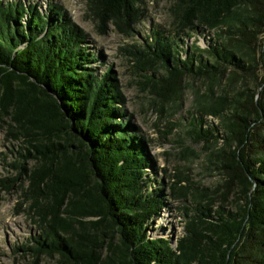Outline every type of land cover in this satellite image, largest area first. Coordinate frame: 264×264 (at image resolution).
<instances>
[{
  "label": "trees",
  "instance_id": "obj_1",
  "mask_svg": "<svg viewBox=\"0 0 264 264\" xmlns=\"http://www.w3.org/2000/svg\"><path fill=\"white\" fill-rule=\"evenodd\" d=\"M144 3L87 0L86 6L101 33L110 23L132 37L145 18ZM170 13L171 29L151 26L124 52L157 98V110L158 100L178 104L187 80L204 83L203 94L191 88L190 133L212 144L207 162L224 177L214 189L198 188L161 170L187 219L175 247L147 235L163 206L164 184L158 191L148 186L149 171L156 172L150 141L127 118L111 70L98 73L87 35L59 5L43 11L0 0V120L8 119V133L22 144L9 164L16 175L1 179L0 188L26 185L38 233L21 250L34 259L264 264V0H173ZM29 160L34 166L27 169ZM221 186L236 188L234 212L215 205Z\"/></svg>",
  "mask_w": 264,
  "mask_h": 264
},
{
  "label": "rangeland",
  "instance_id": "obj_2",
  "mask_svg": "<svg viewBox=\"0 0 264 264\" xmlns=\"http://www.w3.org/2000/svg\"><path fill=\"white\" fill-rule=\"evenodd\" d=\"M20 1L40 5L43 11L49 3L63 7L73 23L87 35L90 51L99 59L95 64L98 73L102 74L107 69L113 73L125 100L127 118L129 117L130 122L150 141L148 150L154 160L156 172L149 171L151 181L148 186L151 190L158 191L161 189L159 182L162 180L164 184L163 206L158 215L148 223L147 235L165 238L175 247L177 238L183 234L187 219L182 212V202L170 196L167 180L163 178L164 172L161 170L165 169L166 174H177L182 186L194 184L198 188L214 189L219 184L222 185L224 177L207 162L206 155L210 150L208 145L211 143L199 141L190 133L189 124L195 116L191 88L203 94L204 83L199 80H187L179 103L172 99L158 100L157 110L153 102L154 99L157 101V98L149 94L146 85L138 76L139 71L135 68V62L124 52L125 48L140 44L149 27L172 28L170 8L173 0H145L142 5L145 18L141 25L137 26V33L132 37L118 33L110 23L106 24L104 33H101L97 29L95 18L87 10V0ZM194 41L195 38L191 37L185 42L190 45ZM197 43L204 47L206 40L200 38ZM147 64L155 66L153 62ZM156 69L155 71L163 73L159 66ZM249 88L254 92L256 83L250 84ZM8 122L5 118L0 120V180L16 175L9 164L17 156V151L22 150V144L8 133ZM31 166H34L33 161L24 163L27 169ZM25 186L23 183L16 184L8 191L0 188V264H56L57 257L41 256L36 260L21 250L28 244L31 236L38 233L28 204L24 200ZM217 190L215 205H223L229 212H234L236 188L228 189L221 186ZM222 198L225 199L224 204L220 202Z\"/></svg>",
  "mask_w": 264,
  "mask_h": 264
}]
</instances>
